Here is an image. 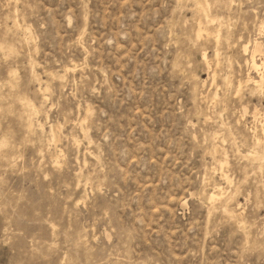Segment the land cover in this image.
<instances>
[{
    "label": "rangeland",
    "instance_id": "rangeland-1",
    "mask_svg": "<svg viewBox=\"0 0 264 264\" xmlns=\"http://www.w3.org/2000/svg\"><path fill=\"white\" fill-rule=\"evenodd\" d=\"M256 49L264 0H0V264H264Z\"/></svg>",
    "mask_w": 264,
    "mask_h": 264
},
{
    "label": "bare ground",
    "instance_id": "bare-ground-1",
    "mask_svg": "<svg viewBox=\"0 0 264 264\" xmlns=\"http://www.w3.org/2000/svg\"><path fill=\"white\" fill-rule=\"evenodd\" d=\"M200 10H201V9H200ZM204 10H205V9H204ZM204 12H205V11H204ZM204 14H205V13H204ZM207 16H208V15H207ZM209 18H210V17H209ZM206 20H208V19L206 18ZM211 20H212V19L210 18V21H208V22H211ZM214 21H215V19H214ZM211 23H212V22H211ZM213 23H214V22H213ZM207 24H208V23H207ZM211 25H212V24H211ZM257 43H258V42H257ZM258 45H259V43H258ZM256 46H257V45H256ZM260 46H261V45H260ZM247 47H248V46H246V48H247ZM257 48H261V47H257ZM247 49H249V48H247ZM245 51H246V50H245ZM256 52H257V49L252 53L253 56L251 57V58H252V59H251V60H252V63H251V64H253V66H251V67H254V68L258 69V70H261V69L264 70V62H263L261 65H259V64L257 63V61H256V58H255V53H256ZM258 52H260V50H258ZM244 53H245V52H244ZM247 53H248V52H247ZM205 57H206V59H208L207 56H205ZM204 62H205V61H204ZM207 63H208V62H207ZM252 70H253V69H252ZM257 72H258V71H257ZM259 72H260V71H259ZM260 75H261V74H260ZM248 80H249V79H248ZM254 80H255V79H254ZM251 81L253 82L252 79H251ZM248 82H249V81H248ZM255 82H256V81H255ZM255 82H253V83H255ZM263 82H264V79H262V84H263ZM256 83L258 84L259 82H256ZM258 85H259V84H258ZM217 185H218V184H217ZM216 189H218V188H216ZM221 190H222V189H221ZM221 190L219 191V189H218L219 192H222ZM218 191H217V192H218ZM223 194H224V193H223ZM218 196H219V195H218ZM218 196H217V197H218ZM215 197H216V195L213 194V195H212V199L215 200V199H216ZM228 213H229V212H228ZM231 213H232V212H231ZM231 215H232V214H231ZM233 215H234V214H233ZM232 218H233V217H232Z\"/></svg>",
    "mask_w": 264,
    "mask_h": 264
}]
</instances>
